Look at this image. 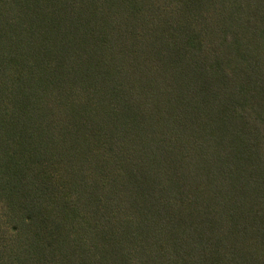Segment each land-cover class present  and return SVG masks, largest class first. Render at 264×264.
<instances>
[{
    "label": "trees",
    "instance_id": "1",
    "mask_svg": "<svg viewBox=\"0 0 264 264\" xmlns=\"http://www.w3.org/2000/svg\"><path fill=\"white\" fill-rule=\"evenodd\" d=\"M0 264H264V0H0Z\"/></svg>",
    "mask_w": 264,
    "mask_h": 264
}]
</instances>
